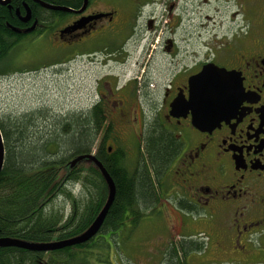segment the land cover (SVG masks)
Instances as JSON below:
<instances>
[{
  "label": "flooded vegetation",
  "instance_id": "obj_1",
  "mask_svg": "<svg viewBox=\"0 0 264 264\" xmlns=\"http://www.w3.org/2000/svg\"><path fill=\"white\" fill-rule=\"evenodd\" d=\"M6 1L0 0V7L9 17H0V44L13 43L10 51L29 43H47L66 53L75 51L73 57L79 64H111L118 69L128 58L129 42L137 38L139 21L153 27L149 16L157 2L8 0L1 4ZM237 2V13L232 16L244 15V35L225 41L220 61L207 57L196 67L190 64L175 68L159 109L144 111L137 100L146 85L139 91H134L132 80L120 85L123 76L119 72L110 80L109 76L102 79L106 91L98 87L100 98L94 104L106 107L118 104L125 123L143 129L149 123H156L174 140L176 150L162 176L170 179L172 187L164 196L172 197L176 208L186 211V216L179 215L178 229L171 233L182 238L180 243L191 245L189 249L177 250L184 264L193 261V252L196 256L203 255L207 241L212 243L210 252L215 259L210 262L213 264H220L219 258L232 256L238 257L234 260L237 264L252 261L264 264V0ZM173 45L167 40L164 48L169 50ZM206 64L233 73L234 83L241 92L230 115L213 129L201 131L193 126L190 111L184 116L179 111L171 114L170 105L178 96L188 100L189 79ZM0 71L2 75L10 69L0 67ZM160 185L159 193L163 195L161 181ZM187 219L202 229L190 233ZM171 234L165 236L173 237ZM194 241L197 245L204 244L203 249L194 250ZM163 252L160 264L175 262L172 246ZM200 263L206 264L203 260Z\"/></svg>",
  "mask_w": 264,
  "mask_h": 264
},
{
  "label": "trees",
  "instance_id": "obj_2",
  "mask_svg": "<svg viewBox=\"0 0 264 264\" xmlns=\"http://www.w3.org/2000/svg\"><path fill=\"white\" fill-rule=\"evenodd\" d=\"M0 10V17L9 19L2 7ZM13 45L0 44V63ZM44 115L38 112L0 119L5 151L0 174V240L44 244L84 234L108 198V186L89 156L112 178L114 199L97 233L87 241L45 253L0 246V264H91L92 259L108 264L113 243L117 247L123 234L132 235L146 212L157 206L160 178L176 150L174 140L156 123H149L131 167L122 150L109 152L105 147L111 130L105 105L52 117L44 128L34 126V120ZM78 158L82 159L72 166ZM75 185L80 189L73 195ZM59 199L63 205L57 207ZM182 245L172 246L175 262L171 264H184L177 251ZM203 247L194 245L193 249Z\"/></svg>",
  "mask_w": 264,
  "mask_h": 264
},
{
  "label": "rangeland",
  "instance_id": "obj_3",
  "mask_svg": "<svg viewBox=\"0 0 264 264\" xmlns=\"http://www.w3.org/2000/svg\"><path fill=\"white\" fill-rule=\"evenodd\" d=\"M237 4V0H157L153 14L149 16L153 19V27H148L144 20L139 21L137 38L135 42H129L128 58L121 69L103 63L79 64L73 57L75 51L66 53L47 43L15 47L2 65L10 71L0 75V119L43 112L45 117L35 119L34 126L44 128L51 123L52 117L87 111L100 98L98 87L106 91L101 85L102 79L109 76L107 79L110 80L117 72L123 76L120 85L132 80L134 91H139L145 84L146 90H142L136 100L144 111L157 110L175 68L190 64L196 67L207 57L220 61L225 41L244 35V15L232 16L237 13ZM167 40L174 44L169 50L164 48ZM114 100L117 102L118 98ZM118 109V104L107 107L111 130L105 147L111 151L122 150L129 166L134 167L144 129L122 121ZM160 181L164 191L163 195L158 191L161 200L155 209L146 212L132 235L123 234L116 241L117 247L113 243L108 252V264H160L163 251L179 244L182 238L171 233L178 229V217L180 214L186 216V211L176 208L172 197H165L172 189L170 179L162 176ZM79 189V185H75L72 194L76 195ZM166 201L169 203L165 204ZM55 205H63V201L59 199ZM69 208V204L65 205L66 215ZM186 222L190 224V233L202 229L189 219ZM183 229L187 226L183 225ZM166 233L173 237H166ZM182 247L189 249L191 245L183 243ZM205 247L203 255L196 256L193 252V261L185 264H201L202 260L213 264L210 262L215 259L210 252L211 241H207ZM237 258H219L218 262L237 264L234 262ZM91 264H97V260L92 259Z\"/></svg>",
  "mask_w": 264,
  "mask_h": 264
},
{
  "label": "water",
  "instance_id": "obj_4",
  "mask_svg": "<svg viewBox=\"0 0 264 264\" xmlns=\"http://www.w3.org/2000/svg\"><path fill=\"white\" fill-rule=\"evenodd\" d=\"M7 2L8 0L6 2H1V4L4 5ZM189 86L190 91L188 100L178 96L170 105V113L174 114L179 111L181 115L184 116L190 111L193 126L201 131L213 129L225 119V117L230 115L235 109V99L239 95L238 92H241L240 87L234 83V74L218 68L213 64L204 65L197 75L189 79ZM110 151L111 149H109V152ZM4 157V144L0 132V174L4 166ZM88 158L92 159L98 167L108 186L107 201L93 225L81 236L70 240L36 244L2 239L0 240V246L16 247L32 252L45 253L71 247L93 237L97 233L113 202L115 186L102 165L97 162L93 156H89ZM80 159L82 158L74 160L71 165L73 166Z\"/></svg>",
  "mask_w": 264,
  "mask_h": 264
},
{
  "label": "bare ground",
  "instance_id": "obj_5",
  "mask_svg": "<svg viewBox=\"0 0 264 264\" xmlns=\"http://www.w3.org/2000/svg\"><path fill=\"white\" fill-rule=\"evenodd\" d=\"M92 155V154H91ZM97 160V159H96ZM98 161V160H97ZM99 162V161H98ZM94 164V163H93ZM101 164V163H100ZM102 165V164H101ZM108 174V173H107ZM109 175V174H108ZM104 179V178H103ZM112 179V178H111ZM113 181V180H112ZM108 188V187H107ZM97 218V217H96ZM88 230V229H87Z\"/></svg>",
  "mask_w": 264,
  "mask_h": 264
}]
</instances>
